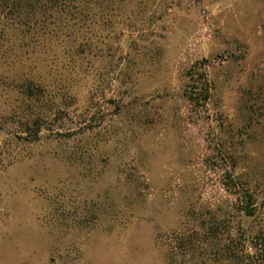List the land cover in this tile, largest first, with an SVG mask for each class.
Listing matches in <instances>:
<instances>
[{
  "label": "rangeland",
  "instance_id": "374dc122",
  "mask_svg": "<svg viewBox=\"0 0 264 264\" xmlns=\"http://www.w3.org/2000/svg\"><path fill=\"white\" fill-rule=\"evenodd\" d=\"M0 264H264V0H0Z\"/></svg>",
  "mask_w": 264,
  "mask_h": 264
},
{
  "label": "trees",
  "instance_id": "16d2710c",
  "mask_svg": "<svg viewBox=\"0 0 264 264\" xmlns=\"http://www.w3.org/2000/svg\"><path fill=\"white\" fill-rule=\"evenodd\" d=\"M18 1L21 3V2H25V1H27V0H18ZM2 2H3V1H2Z\"/></svg>",
  "mask_w": 264,
  "mask_h": 264
}]
</instances>
